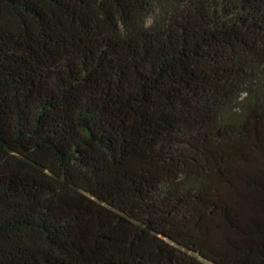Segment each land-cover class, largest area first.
<instances>
[{
    "label": "trees",
    "instance_id": "1",
    "mask_svg": "<svg viewBox=\"0 0 264 264\" xmlns=\"http://www.w3.org/2000/svg\"><path fill=\"white\" fill-rule=\"evenodd\" d=\"M0 264H264V0H0Z\"/></svg>",
    "mask_w": 264,
    "mask_h": 264
}]
</instances>
